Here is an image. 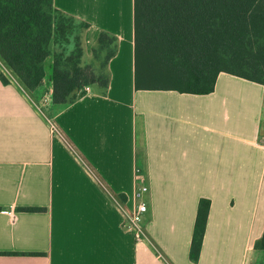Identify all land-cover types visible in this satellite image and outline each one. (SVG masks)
Masks as SVG:
<instances>
[{
  "label": "crops",
  "instance_id": "obj_1",
  "mask_svg": "<svg viewBox=\"0 0 264 264\" xmlns=\"http://www.w3.org/2000/svg\"><path fill=\"white\" fill-rule=\"evenodd\" d=\"M53 4L89 23L84 59L114 51L109 84L49 114L0 78V264H264V84L221 71L209 93L137 89L135 0ZM102 32L114 42L95 54ZM140 182L144 241L120 206Z\"/></svg>",
  "mask_w": 264,
  "mask_h": 264
},
{
  "label": "trees",
  "instance_id": "obj_2",
  "mask_svg": "<svg viewBox=\"0 0 264 264\" xmlns=\"http://www.w3.org/2000/svg\"><path fill=\"white\" fill-rule=\"evenodd\" d=\"M88 26L53 0H0V59L31 91L43 86L49 71L52 103L69 104L86 93V86L109 84L107 73L83 64ZM51 42L73 46L54 54ZM113 42L102 32L95 54ZM51 55L48 70L45 60ZM221 71L264 84V0H135L137 89L209 93ZM0 78L11 82L3 71ZM210 206L209 198L200 199L190 247L195 261ZM255 246L264 249V232Z\"/></svg>",
  "mask_w": 264,
  "mask_h": 264
},
{
  "label": "rangeland",
  "instance_id": "obj_3",
  "mask_svg": "<svg viewBox=\"0 0 264 264\" xmlns=\"http://www.w3.org/2000/svg\"><path fill=\"white\" fill-rule=\"evenodd\" d=\"M77 23V22H76ZM51 45V49L52 52L55 54L57 53H61L63 49H65L66 47L69 46H73V45H66L64 43H60V44H55V43H50ZM52 62V55L45 60V64H46V68L49 70V66ZM106 62H107V55H96L93 59H84L83 58V64H91L93 69L98 73V74H102L105 75L107 73V66H106ZM0 71H3L4 74H6L13 82L14 84L17 85V87L19 88V90L21 92H23L26 95H31L35 101L43 108V111L49 114H53L56 110H58L60 107L59 106H63V105H54L52 103V99L50 97V94L47 93L51 82L49 80V71L48 74H46L45 78H44V84L42 87H38L37 89H35L34 91H31L29 89H27L23 83L18 79V77L10 70L7 68V66H5V64L1 61L0 59ZM93 85H98V84H93ZM92 86V85H91Z\"/></svg>",
  "mask_w": 264,
  "mask_h": 264
},
{
  "label": "built area",
  "instance_id": "obj_4",
  "mask_svg": "<svg viewBox=\"0 0 264 264\" xmlns=\"http://www.w3.org/2000/svg\"><path fill=\"white\" fill-rule=\"evenodd\" d=\"M86 92L91 90V86L85 87ZM38 108L43 111V108L36 102ZM44 112V111H43ZM45 113V112H44ZM50 125L53 130H57V126L54 121L49 118ZM149 191V186L145 183L137 185L135 190V204L129 208L123 204H120L124 213V225L126 228L131 229L135 235L137 241L148 240V234L146 231L145 218L148 210L147 202L145 201V194Z\"/></svg>",
  "mask_w": 264,
  "mask_h": 264
}]
</instances>
